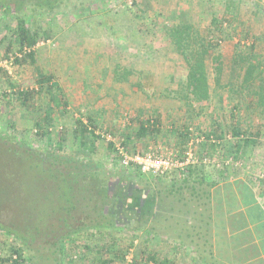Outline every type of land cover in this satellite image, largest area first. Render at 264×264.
Masks as SVG:
<instances>
[{"label": "rangeland", "instance_id": "rangeland-1", "mask_svg": "<svg viewBox=\"0 0 264 264\" xmlns=\"http://www.w3.org/2000/svg\"><path fill=\"white\" fill-rule=\"evenodd\" d=\"M112 1L113 5L102 6L95 0H73L53 15L37 16L34 24L40 32V41L35 47V62L29 57L17 56L16 53H20L17 44L14 43L13 48L9 47L11 36L8 26L12 25L14 18L0 14V256L7 257L12 248L23 246L24 257L27 259L24 264H89L102 256L99 247L107 239L105 243L113 249L121 248L120 250L127 251L126 259L132 258L147 247L156 253L159 260L169 257V264H186L185 259L189 251L186 250L187 247L175 251L174 245L183 240L177 239L174 231L177 229L188 233L196 230L191 225L188 226V216L185 212L189 205L185 206L184 198L178 194L196 186L193 192H197L198 197H204L199 185L186 182V173L181 171L170 173L163 183L156 181V177L142 174L138 170L130 169L123 173L116 158V149L119 145L123 146L121 142L125 135L136 130L128 125L130 110H136L144 117L156 116L159 112L162 120L164 116H169L170 119L164 121L163 132L170 125L169 121L179 127L185 120L183 100L172 96L176 95L174 90H181V83H185L179 65L180 58L171 42L162 36L161 28H156L152 23L146 25L145 18L127 9L125 2L130 5L133 0ZM134 1L137 2V6L132 5L135 11L147 4L171 19H177L176 0ZM256 6V2L251 0L239 1V20L233 38L221 42L220 51L225 67L222 79L224 83L228 80L234 45L237 42H245L248 46L253 42L255 15L252 12ZM183 7L185 11L192 8L197 20L208 26L212 12L221 15L224 0H186ZM259 7L262 8L261 11L264 10L263 4ZM149 15H153L152 12L147 13V16ZM152 18L159 20L157 17ZM31 22L28 18V24ZM263 39H259L256 45V52L263 54L262 62ZM15 57L19 59L17 62L11 59ZM206 63L211 76V59ZM37 68L44 73H52L68 103L61 108L55 107L53 122L45 123L44 120L40 123L41 127H38L36 122L48 113L49 98L57 91L51 93L45 88L43 91L37 89ZM124 68L132 69L133 73L129 78L118 81L115 72L123 75ZM174 74L176 79L171 81V75ZM97 84H100V87H97ZM149 84L152 87H149ZM23 89L33 90L26 107L17 95V92ZM211 91L212 112L222 114L224 124L230 123V105L226 104L224 108V105L220 104V97L227 95V90L212 82ZM98 96L100 98H97ZM254 100L256 101L255 98ZM232 101L235 103L237 99ZM247 102L252 105L251 101ZM246 103L243 102L242 109L236 116L243 126H247L248 121H253L250 116L256 117L260 114L253 107L248 108ZM93 111L98 112V132L102 138L98 142V151L91 154V159L98 164L100 170H95L97 173L93 176L92 172L87 174V181L93 178L100 180L102 185H108L106 187L111 204L104 206L105 213L121 211L117 226L108 231L92 229L88 221V213L91 210L99 211L103 208L99 197L92 200L87 193L86 197H76L77 203L75 200L76 205L71 211L66 209V197H59L60 191L57 189V186L62 184V176L54 172V169L56 167L61 172L69 171L63 164L51 165L54 157L75 156L79 161L82 159L83 154L79 156L75 152L79 143L74 132L76 119L80 116H92ZM256 120V124L261 121L260 117ZM60 128L65 130V149L57 150L51 141L56 140L57 130ZM161 137L160 135L159 138ZM174 137L171 141L173 143L176 140ZM226 138L223 139V150L211 159L210 166H206L201 170L202 175L200 174L206 179L204 184L200 185L207 191V198L214 197L211 205L216 210L221 208L220 197L227 198L226 205L236 201L237 196L230 192L234 191L235 187L233 178L244 176L253 165L246 157H243L242 162L229 161V140ZM110 141L116 143L112 154L108 148ZM154 141L156 140L141 141L135 138L128 149H125L130 153L144 152L149 147L179 151L174 145L165 146ZM263 144L264 138L259 142V146L263 147ZM196 151L200 157L203 152L200 144L196 146ZM263 170L258 168L254 174L260 175ZM214 177L218 179L216 184H206L208 181L212 182ZM258 179L259 176L256 181ZM191 180L193 181V177ZM154 185L159 188L173 186L174 190V195L167 197L164 203L165 211L162 214L165 216H158L148 222L162 230L159 235L155 233L151 238L137 231L139 236L135 237L131 231L133 222L130 220L137 218L140 211L138 208L135 210L134 207H126L125 203L133 201V195L136 193L134 189H148ZM229 187L231 190L228 191ZM261 187L263 186H260V190ZM256 193L264 194L259 189ZM96 215L92 212L93 218ZM105 233L106 238L103 237ZM68 254H71L70 258H67ZM144 264L155 263L145 261Z\"/></svg>", "mask_w": 264, "mask_h": 264}, {"label": "trees", "instance_id": "trees-1", "mask_svg": "<svg viewBox=\"0 0 264 264\" xmlns=\"http://www.w3.org/2000/svg\"><path fill=\"white\" fill-rule=\"evenodd\" d=\"M72 1L73 0H0V14L4 17L12 16L14 18L12 25L8 26L11 36V45H9V47L13 48V46H15L14 43L17 44V49L20 53H23L22 57H29L32 62H35L34 47L40 41V32L34 24L36 17L42 14L53 15L57 10H60L63 6ZM95 1H99L101 5H113L112 0ZM185 1L186 0H176V20L164 15L163 12L157 11V9L150 5L143 4L142 7H138L137 11H135L132 5L137 6L136 1L133 0L130 5L125 2L128 10L130 9L143 19L145 18L146 25L152 23L156 28H161L162 36L171 42L175 52L179 55V65L185 77V83L182 82L181 90L175 89L174 92L176 95L172 96L176 99L183 100L187 115H184L185 120L179 127L169 121V128L167 130L165 128L163 132L164 120L161 118V113L158 112L156 116L154 115L152 117H144L139 114L138 111L130 110V123L128 125L131 126V129L135 124H138V127L134 134H126L121 144L128 149L135 138L141 141L156 140L154 141L155 143H162V145L165 146H170V144L176 146L180 155H184L191 147L196 150V146H199V144L202 149L203 146H207V149H204L207 154H201L200 157L197 156L199 159L197 163L189 164L185 167V170L181 171L183 174L186 173V182H193L199 185L200 192H202L204 197H198L197 192H193L196 186L190 187L188 191L178 194L179 197L184 198V205H189L185 212V215L188 216L186 222H189L188 226L191 225L196 231L188 233L182 230L178 231L177 229L174 231L177 239L183 240L174 245L175 251L187 247L189 251L196 253V256L200 259L203 258L202 255H204V251L200 250V243L201 241H203L201 244L206 243L208 226L212 225V219H214V217L211 216L212 213L210 214V201L212 202L214 197L213 200L210 199L209 201L210 197L207 198V191L202 189L201 185L204 184L206 179L204 176H201V170H204L206 166H210L211 159L213 157L215 158V156L212 155L213 152L223 150L225 145L223 139L227 136L229 140L228 150L230 153L228 156L241 162L244 160L243 157H245L244 154L246 153L247 147L255 143L254 136L260 137V125L264 126V121H260V124H256L255 118L254 121H248L247 126H243L236 116L238 111L242 109L243 102L245 104L247 101L252 102V105L248 104V102L246 103L248 104V108L253 107L255 111L262 114L261 116L264 115V62H262L261 59L263 54H258L256 52V45L259 41L258 38H254L253 42L248 45L249 47L245 45V42H237L234 45L231 66L227 76L228 82L223 83L222 79L225 70L224 58L220 51V46L222 41L233 38V34L238 26V14L240 12L239 3L237 0H224V9L221 15H218L215 11L212 12L210 23L208 26H205L200 20H197V15L192 8L185 11L183 7ZM149 12L153 14L149 15L151 17L147 16ZM152 16L157 17L159 20L156 21V18L153 19ZM28 18L30 21L32 20L30 24H28ZM228 24L229 29H227ZM246 35L248 36V33ZM27 49L31 50L28 52L26 51ZM208 59L212 61L211 76L209 75L206 63ZM18 60L17 57L14 58V62ZM119 67H121L120 64ZM124 69L123 75H121L122 73L120 74L114 71L118 81L129 78L133 73L132 69ZM0 71H2V69H0ZM37 76V82L39 83L38 90L43 91L45 88L47 92L50 91L52 93L55 90L57 91V93H54L53 96L49 98L48 113L43 115L42 120L36 122V125L41 127L40 123L44 120H46L45 123L53 122L55 107L61 108L62 105L67 106L68 103L65 100V94L60 84L54 80L52 73H44L40 68H37ZM170 79L174 81L176 79L175 74L171 75ZM212 82L219 88L227 90V95H221L220 104L221 106L224 105V108L227 106L226 104L230 105L229 118L231 124L229 122L224 124V116L212 112ZM96 86L100 87V84ZM32 91L23 89L17 92V95H19L25 107ZM233 99H237V101L234 103L232 101ZM96 115H98V112L93 111L92 116H85L87 120L82 116L76 119L74 132L79 143L75 152L78 155L83 154L82 159L79 161L75 156H65L64 158L62 157L63 159L54 157L53 160H51V165L57 166L58 164H63L65 168L68 169L67 171H69L61 172L58 171L56 167L54 169V172H58L62 176V184L57 186V189L59 188L60 191L59 197H66V203L68 204L66 209L71 211V209L75 207V200L77 203L76 197H86L85 194L87 193L89 197L93 198L92 200H94L95 197H99L103 204V208L99 211L96 209L93 211L91 210V212L88 213V221L91 223L90 227H92V229H96L97 231L106 229L108 231L117 226L121 218V211L118 213H105L104 206L111 204L109 201L110 195H108V188L106 187L108 185H102L103 183H101L100 180H94L93 178L90 180L91 182L87 181L89 177L87 174L92 172L93 176L97 173H95V170H100L98 164L94 163L91 159V154L98 151V142L102 138V135L98 132L100 121L99 118L97 119ZM101 118H103V116ZM252 124L256 126H252ZM129 129L127 131H129ZM64 134L65 130L62 128L58 129L56 140L52 139L53 141H51V143L56 146L55 148L57 150L65 149L66 139ZM160 135H164V137L159 138ZM173 135L176 137L174 143L171 142V136ZM115 145V141H110L108 143L109 152H111V154L115 151ZM154 148L156 149L157 147ZM116 158L119 159V155H117ZM204 159H207V161L204 162ZM130 169L137 170L133 167H122V172L127 173ZM262 173L258 175L259 181H264V177H261ZM167 175L169 174L157 176V179H155L163 183L164 180L166 181L165 177ZM192 177L193 181L191 180ZM217 177H214L212 182L208 181L206 184H216V181H218ZM233 184L235 186L234 191H232L230 187L227 190H231L230 192H232V194L241 197L242 205L249 206L256 204L254 191L247 181L240 179L234 181ZM172 188L173 186H171V188H168V186L159 188L154 185L148 187V189L139 187L133 190L136 191L132 198L133 201L127 204L125 203V206H129L128 208L134 207L136 208L135 210L138 208L140 211L137 218L130 220L133 222L131 223L133 224L131 231L134 233L135 237L139 236V232L137 231L151 238L155 233L158 234L162 230L160 227L154 226L151 223L149 224L148 222H151L153 218L163 215L162 213L165 211L164 203L167 197L173 194L174 190ZM93 191L95 195H93ZM221 201L222 199L220 198L219 204ZM228 205L233 207V205L237 204L234 201L228 203ZM92 212L97 214L96 217H92ZM127 222H125V224ZM261 224L263 225L262 222ZM106 234L107 233L104 234V238H106ZM106 240L107 239H105V242H107ZM105 242L99 247V253L102 256L89 264H144L145 261L155 264L171 263L169 257H163L160 260L157 259L156 253L151 252L150 248L147 247L141 249L139 253L134 254L132 258L126 259L127 251L123 249L120 250L121 248L113 249V247ZM24 251L25 249L23 246L12 248L10 255L7 257L0 256V264H24L27 261L24 257ZM70 257L71 254H68L67 258Z\"/></svg>", "mask_w": 264, "mask_h": 264}, {"label": "crops", "instance_id": "crops-1", "mask_svg": "<svg viewBox=\"0 0 264 264\" xmlns=\"http://www.w3.org/2000/svg\"><path fill=\"white\" fill-rule=\"evenodd\" d=\"M239 1L240 0H238V3ZM251 1H254L257 4L255 9H253L254 12H252L255 15V18H253L255 20L253 24L254 29L252 30L253 37L263 39L264 10L261 11L262 8L259 6L260 4H263L264 8V0ZM149 87L152 86L149 84ZM97 98L100 97L98 96ZM261 115L262 114L260 113L256 117H250L253 121L255 118L257 119L259 117L261 121H264V115ZM167 119H170V117L164 116L165 122ZM137 127L138 124H135L134 128L137 129ZM168 128L169 127L167 126L166 130ZM260 128V138L255 135V143L248 146L246 153L244 154V156L249 159V162L253 164L251 165L252 171L248 170L244 176L242 175L233 178L234 181L241 179L250 184V187L255 194L254 198L256 204L244 206L241 204V197H235V203L237 205L230 207L228 204L226 205L225 200H227V198L220 197L222 199L219 204L221 205V208L216 210L213 208L214 206L211 205L213 201H210V214L212 213L211 216L214 217V219H212V225L208 226V234L206 235L207 241L204 240L206 243L201 244L203 241L200 243V250L204 251V255H202L203 258H200V260L199 257L196 256V253L189 251V249L186 248V250L189 251V254L186 255L185 259L186 264H264V194L256 193L257 189H259L261 193H264V181H259L260 179L256 181L258 175L254 174V171L258 170V168L264 169V144L263 147L259 146V142L264 138V126L260 125ZM133 132L134 131H132L131 134H134ZM161 136L164 137V135ZM173 136H171V138ZM204 149H207V146H203L202 154H207ZM220 151L221 150H217L216 152H213L212 155L215 156ZM260 186H263V188L261 187L262 190H260ZM210 198L213 200V197ZM175 262L176 261H174V263ZM175 264H177V262Z\"/></svg>", "mask_w": 264, "mask_h": 264}, {"label": "built area", "instance_id": "built-area-1", "mask_svg": "<svg viewBox=\"0 0 264 264\" xmlns=\"http://www.w3.org/2000/svg\"><path fill=\"white\" fill-rule=\"evenodd\" d=\"M30 50L31 49H27L26 51L29 52ZM22 54L23 53H17V56L22 57ZM11 59L14 60V58ZM5 66L8 67V65ZM117 154L119 155L118 161L121 167H133L142 174L153 177L163 176L175 171H183L187 165L197 163L199 160L196 150L192 147L189 148L184 155H180L179 151L155 149L153 147H149L147 151L144 152L130 153L124 146L119 145L117 147ZM233 160L232 157L229 158V161L232 162ZM206 161L207 159H204V162ZM236 164H238V162ZM261 177H264V172L261 174Z\"/></svg>", "mask_w": 264, "mask_h": 264}]
</instances>
